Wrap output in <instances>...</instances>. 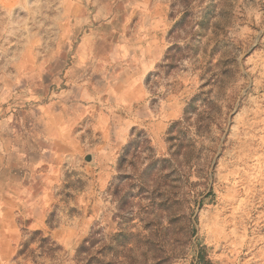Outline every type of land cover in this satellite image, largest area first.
<instances>
[{
  "label": "rangeland",
  "instance_id": "obj_1",
  "mask_svg": "<svg viewBox=\"0 0 264 264\" xmlns=\"http://www.w3.org/2000/svg\"><path fill=\"white\" fill-rule=\"evenodd\" d=\"M0 264H264V0H0Z\"/></svg>",
  "mask_w": 264,
  "mask_h": 264
},
{
  "label": "trees",
  "instance_id": "obj_2",
  "mask_svg": "<svg viewBox=\"0 0 264 264\" xmlns=\"http://www.w3.org/2000/svg\"><path fill=\"white\" fill-rule=\"evenodd\" d=\"M33 234L41 236V238L39 239L40 241L39 248L42 251L49 253V252H54L57 249H60V246H58L57 243L53 241L49 236H46L43 231L37 230L34 231ZM30 242L31 239H28L22 243L21 248L19 249L17 254V259L21 257L22 258L29 257L33 254L32 250L30 249Z\"/></svg>",
  "mask_w": 264,
  "mask_h": 264
},
{
  "label": "crops",
  "instance_id": "obj_3",
  "mask_svg": "<svg viewBox=\"0 0 264 264\" xmlns=\"http://www.w3.org/2000/svg\"><path fill=\"white\" fill-rule=\"evenodd\" d=\"M12 164H14V163H12ZM19 167H21V165ZM13 170H14V168H13ZM51 180H53V179H50L48 177L44 180V182L42 184V189H41L42 191H41V194L39 195V200H38L39 201V208H41V210H40L41 212L39 213L40 216L44 214L45 209L48 208L50 206V204L52 203V197H53L52 191L54 189L53 188L54 182ZM14 182H16V181H14ZM18 183H19V185H21V184L25 185L24 182L22 181V179L18 180ZM32 221H34V220L32 219Z\"/></svg>",
  "mask_w": 264,
  "mask_h": 264
}]
</instances>
